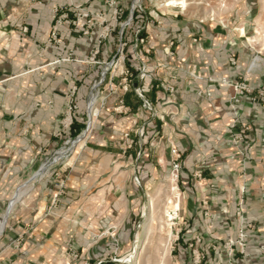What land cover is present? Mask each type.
<instances>
[{"label":"crops","instance_id":"1","mask_svg":"<svg viewBox=\"0 0 264 264\" xmlns=\"http://www.w3.org/2000/svg\"><path fill=\"white\" fill-rule=\"evenodd\" d=\"M88 2L98 4H71ZM67 5L0 0V264H122L118 257L136 241L143 196L171 173L172 146L182 155L179 243L225 240L241 224L264 225V106L245 99L238 107L236 116L254 124L241 154L228 134L234 89L221 81L242 77L247 53L225 40L230 30L183 18L172 20L168 31L195 35L197 43L186 38L171 54L166 45L144 52L146 59L156 53L153 81L137 75L121 87L109 77L105 91L110 84L115 89L100 95L91 132L67 161L36 179L31 200L12 211L23 202L11 206L21 185L83 131L91 90L114 51L103 44L91 60L94 39L77 33L69 19L59 26L64 44L50 42L54 12ZM261 73L249 76L254 86L263 82ZM72 100L77 109L70 113ZM178 249L183 259L187 249ZM238 260L264 264L256 249Z\"/></svg>","mask_w":264,"mask_h":264},{"label":"rangeland","instance_id":"2","mask_svg":"<svg viewBox=\"0 0 264 264\" xmlns=\"http://www.w3.org/2000/svg\"><path fill=\"white\" fill-rule=\"evenodd\" d=\"M65 1H70L71 8L68 5L56 8L54 14L57 24L50 31L49 41L58 46L64 44L59 26L69 19L77 33L88 40L94 39L89 52L91 60H98L103 44L114 46V51L111 57L103 62L104 70L91 90V93H97V99L94 109L85 118L83 131L58 149L35 175L23 181L11 206L21 198L23 202L18 203L13 212L20 211L21 206L31 200L35 180L44 175L50 167L55 168L67 161L77 149V142L85 139L91 132L100 95L115 89L111 88L113 86L110 84V90L105 91L109 77L118 79L121 87L130 86V80L137 75L140 79L148 78L153 81L157 69L154 68L157 65L154 58L156 53L151 52V59H146L144 52L149 54L150 50L166 45L168 53L171 54L176 45L186 42V38H192L193 42L197 43L199 38L195 35H175L174 30L168 31L169 28L172 29V20L175 19L183 18L188 23H213L228 29L232 35H225V40L230 39L232 45L239 43L245 49L246 72L242 77L221 79L231 84L234 89L230 106L235 116L229 125V140L241 154L244 153L245 143L252 139L254 124L250 119L248 121L236 116L238 107L245 99L257 106H264V78L258 86H254L249 79L253 72L258 75L260 71L264 77V0H185L184 5H166L168 0H98L96 6L89 5V2L86 5L73 6L71 2L74 0ZM23 30L27 31L26 25ZM164 30L167 31L166 35H160ZM94 32L98 35H94ZM230 61L233 66L240 62L234 48L231 49ZM137 67L138 74L134 73ZM143 70L146 76H143ZM70 104H75V110L77 109L74 100ZM74 140L76 143L72 145ZM176 181L170 173L167 179L153 184L149 191H146L140 203L141 212L138 217L137 233L140 232L141 237L137 238L136 233L133 247L118 257L122 264H240L238 256L247 255L255 249L264 257V225L259 226L256 222L247 226L241 224L237 227L235 235L225 240L202 244L201 240L197 239V242L179 243L177 237L184 230L180 224L183 196ZM237 212L242 213L240 206ZM4 222L5 217L0 224V231ZM252 237L258 239L256 244L251 241ZM178 248L187 249L183 259L177 256Z\"/></svg>","mask_w":264,"mask_h":264},{"label":"built area","instance_id":"3","mask_svg":"<svg viewBox=\"0 0 264 264\" xmlns=\"http://www.w3.org/2000/svg\"><path fill=\"white\" fill-rule=\"evenodd\" d=\"M147 74L145 73V71L143 70V76H146ZM76 108L75 104H70V113L73 112ZM171 156H172V170H171V176L175 178V180L178 179L181 168H182V164H181V153L178 150V148L176 146H172L171 147ZM263 253H264V247H263Z\"/></svg>","mask_w":264,"mask_h":264},{"label":"bare ground","instance_id":"4","mask_svg":"<svg viewBox=\"0 0 264 264\" xmlns=\"http://www.w3.org/2000/svg\"><path fill=\"white\" fill-rule=\"evenodd\" d=\"M166 4V3H165ZM178 4H182V5H184L185 4V0H168V2H167V4L166 5H178ZM96 99H97V93H95V92H92L91 93V95H90V98H89V108H90V111H92L93 109H94V104L96 103ZM80 139V138H79ZM79 139H77V141L79 140ZM82 141L83 140H79L78 142H77V146H78V144H81L82 143ZM73 144L72 145H74L75 143H76V141L74 140L73 142H72ZM71 145V146H72ZM64 153V152H63ZM65 154H66V152H65ZM173 187L174 188H176V185H175V183H173ZM175 209V208H174ZM169 214V213H168ZM167 214V215H168ZM166 215V214H165ZM168 220V219H167ZM168 223V222H167ZM161 227V226H160ZM158 228V227H157ZM140 237H141V234H140V232H138L137 233V238H139L140 239ZM144 240V239H143ZM127 258H129V257H127Z\"/></svg>","mask_w":264,"mask_h":264}]
</instances>
